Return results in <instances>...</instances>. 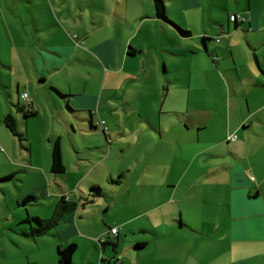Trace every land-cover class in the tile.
<instances>
[{
  "label": "crops",
  "instance_id": "crops-1",
  "mask_svg": "<svg viewBox=\"0 0 264 264\" xmlns=\"http://www.w3.org/2000/svg\"><path fill=\"white\" fill-rule=\"evenodd\" d=\"M163 1L167 20L156 16L153 0H46L41 19L24 15L21 0L0 3V70L10 78L0 102L7 148L0 177L13 176L17 191L6 203L10 211L18 207L5 230L37 241L39 255L28 262L62 264L59 249L75 244L73 264H251L225 261L236 243L264 244V0H222L225 17L208 22L203 15L214 12L216 0ZM233 15L245 21H231ZM88 63L98 67L93 88ZM24 92L37 114L23 119ZM112 105L117 112L135 108L124 120L132 132H113L114 123L102 119ZM7 115L20 137L3 125ZM99 119L107 131L89 136L85 124L96 128ZM221 123L226 128L218 133ZM56 139L61 175L52 173ZM93 186L103 196L89 202ZM29 196L37 205L22 203ZM66 196L74 211L36 239L23 234L37 227L29 217L51 219ZM219 200L220 223L191 213L195 206L219 209ZM122 201L125 218L116 222L112 212ZM112 228L118 235L101 253L95 241ZM218 234L229 243L220 256L209 243L201 263L191 254L195 243ZM169 239L186 249L184 262L167 263V247L152 249Z\"/></svg>",
  "mask_w": 264,
  "mask_h": 264
},
{
  "label": "rangeland",
  "instance_id": "rangeland-1",
  "mask_svg": "<svg viewBox=\"0 0 264 264\" xmlns=\"http://www.w3.org/2000/svg\"><path fill=\"white\" fill-rule=\"evenodd\" d=\"M22 2L21 5H23L25 7V11L26 13L24 15H29L30 12L31 13H35L37 16H39V19H41V16L37 13L40 7L44 8L47 7L46 5V0H21ZM74 2L76 0H73ZM147 2H149V0H139V2H137L138 4H146ZM0 3L2 5H8V4H17L19 3L18 0H0ZM19 3V4H20ZM211 3H213V1H211ZM215 4H213V6L215 5V9L214 12L211 14H206L203 15L204 20L206 22H208L210 20L211 17L216 16V17H221L224 18L227 11L226 8L229 7L227 3H225L222 0H216L214 1ZM222 5L223 9L222 11H220V13H216V8L218 6ZM238 7V6H237ZM262 7H263V2H262ZM30 11V12H29ZM79 28V26H78ZM234 28V25H233ZM68 33L70 35H72V38L75 36L76 38L78 37L77 33L75 31H68ZM74 34V35H73ZM81 42V41H79ZM84 43V42H83ZM88 67H90L91 69H95L94 72H92V77L89 80V85L90 88H93L94 85L96 86L99 82V78H98V67H95L91 64L88 63L87 65ZM10 78L5 76V73L3 70H0V102H4V97L6 96L3 93L7 94L8 97V93L5 90L6 87V83H9ZM6 97V99H7ZM18 99V96H17ZM217 103H218V109H221V105H220V101L217 98H214ZM21 103H23V101H21ZM20 104V103H19ZM71 110L73 109L72 106ZM120 109L116 110V107L114 105H112V107L110 108H105L104 109V113L102 115V119L105 120V122L108 120L111 123H114V127L115 130H113V132H118V133H123V132H132L133 130V123H129L128 122H124V120H129L131 116H133V114L135 113V108H131V107H126V108H122L120 112ZM125 111L127 113H125ZM21 112V111H20ZM72 114V113H71ZM88 114V113H87ZM127 114V116H125L126 118H124V115ZM89 115V114H88ZM106 115L110 116V118L105 117ZM121 115V116H120ZM23 119L25 118V115H23ZM120 119V120H119ZM122 121V122H120ZM120 122V123H119ZM3 125L6 127L5 123H3ZM86 128H84L83 130L85 132H91L89 134V136H93L95 134H103V130L100 127H96L93 128L91 126L90 123L85 124ZM7 128V127H6ZM217 131L218 133L223 132L222 130H224L226 128V123H221L219 125H217ZM8 129V128H7ZM9 130V129H8ZM37 132H39L38 130H36ZM231 136H236L235 134H232ZM237 137V136H236ZM82 142H84V140H82ZM95 140H90V144H95ZM20 146V142L18 140L17 142ZM1 148H3L5 151L7 150L6 146L3 145L2 143H0V154H5V151H1ZM130 159H133L132 157ZM154 163L157 164L158 163V159L155 158L154 159ZM3 168V164H2V160H1V155H0V170ZM19 184H23L18 182ZM26 185V184H24ZM125 188H122V190H124ZM17 191V183H13L12 181L10 182H0V264H15V263H28V255H30L31 257L35 256V255H39V250L37 247V241H33V240H29V239H23V238H18V236H16V234H14L13 231H9L7 232L5 230L6 226H8V224H11L10 220H16L14 213L18 210V207L12 206L11 207V211L8 209V204L6 203V200L10 199L11 194ZM208 189L206 190L207 193ZM223 199V197H222ZM176 198L171 202H176ZM223 201L219 200L218 203H220V207L219 209H213L212 206L209 207V205H206L205 207H200V209L198 208V206H195L193 208V210L191 211L192 214L196 215V214H201L203 216L210 214L212 219H217V221L220 223L222 221V218L224 217L223 211ZM32 205H37L35 202L32 203ZM125 203L119 202L116 206V208L114 209V211L112 212V214L114 215L113 220L116 222L119 221H123L125 216L123 211V208L125 207ZM23 209H25V214L26 216H28L27 213V208L23 207ZM220 209H222V211H220ZM139 212H141V209H139ZM190 221V220H189ZM8 223V224H6ZM27 225H29V223H27ZM222 235L218 234L216 237H211L210 240H208V237H206L205 235L199 237V240L197 241V243H195V248H193L192 251V255L194 257H197L200 259L201 257V263L202 260H208L209 256H208V252L206 251L207 246L209 245V243L211 245H216L217 247V255L220 256L221 255V250L224 244L229 243V236H227V240L222 242L223 240L221 239ZM14 238L20 239L21 243H17L14 242ZM194 243H186V246H191ZM159 246H164L167 247L169 249V254H168V260L167 263H182L185 260V255H183V251H185L186 249L181 247L177 241H173L172 239L168 240V243H166L165 245L162 244H153L151 247L152 249H156ZM108 250H110L111 255H114L112 249L110 247H108ZM174 250H176L178 252V258L176 257V254H174ZM199 250V251H198ZM119 251H121V249H119ZM78 253H80V251L78 250ZM102 253V250H101ZM161 261H157V260H153L152 263H161ZM217 263H224V261H221V259H218ZM225 263H251V264H264V244L261 243H249V244H244V243H236L233 246V257L231 260H226Z\"/></svg>",
  "mask_w": 264,
  "mask_h": 264
},
{
  "label": "trees",
  "instance_id": "trees-1",
  "mask_svg": "<svg viewBox=\"0 0 264 264\" xmlns=\"http://www.w3.org/2000/svg\"><path fill=\"white\" fill-rule=\"evenodd\" d=\"M153 2H154L156 16L162 20H167L166 7L164 4V1L163 0H153ZM178 29L181 32V34H184L186 36L190 34V32L182 30L179 27H178ZM26 93H28V92H26ZM22 94H21V101H23L22 100ZM23 103H24V105L21 107L18 106V109H19V111L24 113L25 117H29V116H33V115L37 114L35 109H31V108H33L30 106L31 104H28L27 102H24V101H23ZM27 108H29V109H27ZM99 122H101L100 119L97 121L96 127H100L102 130H104L103 127L101 125H99ZM4 123L11 133H13L14 135H17V136L20 135L16 131V123H15V119L13 118V116L7 115L4 118ZM92 127L94 128V126H92ZM51 143H52V173L57 174V175L64 174L65 173V165L63 163L61 140L56 139V140L52 141ZM1 151L4 152V150L2 148H1ZM12 178H13L12 175L7 176L5 178L0 177V182L9 181ZM102 196H103L102 188L100 186H93L91 188V193L89 194V198L87 201L90 200L89 202H92L93 200H95V198H99ZM35 201H36V198L34 196H29L26 199H24L22 203L27 205V204H31ZM70 201L71 200L68 196L64 197L59 202V204L56 206L55 213H54L53 217L49 220H44V219H41L38 217L37 218H33V217L30 218L29 217L27 219V221H29L30 219L34 220L37 224V227H34L33 230H31L29 233H23V234L26 237L36 239V238L40 237L41 235L48 233L50 231L51 227H54L59 223V221L62 219L63 215H65L66 213L72 212L76 209L77 204L71 203ZM113 229H115V228L110 229L105 235L96 239L95 242L99 245V247L101 248L102 251L104 250L106 244L110 241L111 238L115 239L117 237L118 233L112 234ZM104 237L107 240L102 245L98 242V240L102 239ZM111 244H112L113 248L115 249V247L117 246V243L115 242V240H113V242H111ZM76 249H77V247L75 244H71L65 248L61 247L59 249V260H60V262L62 264H73V255L76 252ZM28 264H32V262H28Z\"/></svg>",
  "mask_w": 264,
  "mask_h": 264
},
{
  "label": "built area",
  "instance_id": "built-area-1",
  "mask_svg": "<svg viewBox=\"0 0 264 264\" xmlns=\"http://www.w3.org/2000/svg\"><path fill=\"white\" fill-rule=\"evenodd\" d=\"M231 21H234L236 23H243L245 21V19L241 16L233 15L231 17ZM22 100L24 102H27L28 104H31V101L29 99V95L26 92L22 94ZM99 125H101L105 131L107 130V127H105V122L101 121V122H99ZM229 140L235 141V140H237V137L236 136H234V137L230 136ZM117 233H118V230L116 228L112 230V234H117ZM106 240L107 239L104 237L102 239H99L98 242L103 245L106 242Z\"/></svg>",
  "mask_w": 264,
  "mask_h": 264
}]
</instances>
